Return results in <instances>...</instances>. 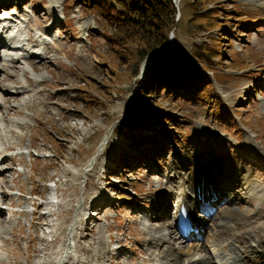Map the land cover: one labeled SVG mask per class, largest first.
<instances>
[{"label":"rangeland","instance_id":"1","mask_svg":"<svg viewBox=\"0 0 264 264\" xmlns=\"http://www.w3.org/2000/svg\"><path fill=\"white\" fill-rule=\"evenodd\" d=\"M12 2L6 12L20 11L26 45L36 44L42 56L28 54L13 63L0 62V79H8L4 82L39 78L8 103L0 104V118H7L1 148L6 154L17 148L29 151L28 157H21L23 167L16 165L18 157L11 158L17 170L5 169L0 174V201L10 203L12 209L20 205L19 209L27 210L8 215L13 228L2 238L0 248L7 258L1 264H55L76 217L79 223L72 244L77 258H68L66 264H93L102 238L108 241V251L100 250V264H115L116 255L130 257L131 264H143L146 226L164 224L173 237L170 226L177 207L173 201H165L172 196L168 190L175 181H169L171 171L195 160L209 170L211 162L223 168H247L252 183L259 187L257 197L260 195L248 198L237 192L236 184L228 183L230 187L224 190L233 200L223 195L218 205H214L217 201L209 204L215 206L211 209L213 222L205 224L206 208L199 210L197 217H203L204 229L195 235L205 249L220 250L206 239L212 237L211 224L223 218L226 206L243 213L259 209L252 221L264 219V0H201V4L176 0L175 18L180 14L182 18L175 33L169 34L165 60L173 65L176 56L185 57L202 76L182 86H160L157 97L148 104H139L134 92L155 61L151 55L138 66L132 58L126 63L120 60L110 42L121 32L109 26L89 0ZM213 7L215 11L209 13L218 15L217 21L198 16ZM225 21L228 24L221 25ZM36 29L44 33L41 39L37 40ZM221 37L225 39L213 47ZM210 46L220 55L203 56ZM34 63L39 66L36 71L31 69ZM8 107L18 108L20 113ZM139 110L148 121L133 116ZM105 166L109 180L103 181ZM49 179L57 181L60 203L53 216L55 225L48 228L54 239L47 243L41 239L48 221L36 213L30 215L28 194L31 191L37 196L36 208V203L47 200ZM93 204V212L105 210L90 227L82 217ZM7 214L1 210V217ZM119 224L125 228L123 237L121 231L118 234ZM190 235L182 239L183 252L190 246ZM116 244H120L118 253L113 251ZM201 259L204 264L209 257Z\"/></svg>","mask_w":264,"mask_h":264},{"label":"bare ground","instance_id":"2","mask_svg":"<svg viewBox=\"0 0 264 264\" xmlns=\"http://www.w3.org/2000/svg\"><path fill=\"white\" fill-rule=\"evenodd\" d=\"M12 1L15 0H0V62L3 57L2 62H8L7 59H10L9 61L13 63V61H18L20 58H24L28 54L35 58H41L42 51L40 52L39 49L35 48L36 44L29 47L26 45V42L28 44V39L22 27L23 24L21 21L22 17L20 11H11L10 13L6 12L7 8L10 6L8 4L13 3ZM41 34L44 33H41L39 30L36 31L37 40L41 39ZM2 66L3 64L1 63L0 67ZM31 69L36 71L39 69V66L36 63L31 64ZM23 70L26 71L25 68H23ZM7 75L10 74L6 73V76ZM3 80L8 81V79H0V104L1 101L3 104L8 103L11 98H14L15 94L21 90H25L28 86L37 83L39 78H34L33 80L27 79L26 82L15 79V84H10L9 82H4ZM8 108H10L15 114L20 113L18 108ZM5 121H7V118L3 115L0 118V136L3 135L2 127L4 126ZM42 124L43 123L41 122V125ZM8 146H10V144ZM102 146L103 145L100 144L99 153ZM257 151L259 150H256V152ZM11 155H13V153L6 154L5 149L0 146V174L4 172L5 166L11 164V162L7 161ZM6 156H9V158L5 160ZM187 160L193 161L191 157H188ZM201 167L203 169H201ZM207 167V165L204 166L195 160V162H190L188 164L183 163L179 166H175L173 171H171L173 176L171 175L172 177L169 181L170 183L173 181L171 179H175V181L174 185L170 184L168 187L172 196L170 200L166 199L165 201L167 203L168 201H173L172 203H174L176 207L178 206V209H176L173 214L174 223H171L170 226L173 237L171 238L169 236V233L166 231L167 226L164 224L158 228H152V225L149 224V226L145 227L144 224V230L147 232L144 241L148 245L146 244L147 247H145L146 257L143 259V261L145 260L143 264H203L201 263V257L205 255L208 257V254L211 259L209 260L211 264H264V219H259V222L252 221L255 215L258 214L259 209L252 210V212L248 213L244 212V214L241 210H237V207L224 206V211H226V213L223 215L222 219L217 220V224H211L214 232L211 238L206 239V242L210 243L213 249H215V245H217L220 247V250L217 252H211L208 249H205V246L203 247V243L199 240V236L196 237L193 232L190 235L191 238H189L190 246L188 245L189 247L185 248V252L181 250L183 247L181 244L182 235L179 232L178 221L180 217L179 208L181 206L184 208V213L187 219L191 221H193V219L195 220V222H192L190 226L200 229L204 227V220L202 219L203 217L200 220L199 217L196 218V213L199 212L201 208H206L208 206V202L211 200L212 203L213 201H217L214 205H218L220 201H223V195H226V197H230L231 199V194H227L224 190L227 186H229L228 183L230 186L232 183L236 184V188L239 190L237 192H239L240 195L245 193L247 194L246 197L255 199H258L260 196L259 195L257 197L259 187L254 186V183H252L247 168L241 166L237 168H223L222 166L216 165L214 162H211L210 170ZM103 174L104 173H102V175ZM223 181L225 183L223 185H219ZM197 185L199 186L198 188ZM174 188H176V191H174ZM177 190H179V192ZM190 193L191 195H189ZM262 206L264 207V202L262 203ZM214 207H212V209ZM1 210L2 209L0 208V213ZM161 211H166V209L162 208ZM211 214L212 212L210 210L208 216L207 214L206 217L204 216L205 224H208L212 220ZM0 221L2 222L0 224L1 246L3 240L2 238L5 237L4 233L6 231H12L13 227L11 226L12 221L5 220V217H1V215ZM168 225H170V223H168ZM245 226L248 228H245ZM74 228L75 222L71 221L67 231V239L65 240L62 251L59 253L60 255L56 258L55 264H66L68 258H77L72 244V241L74 240ZM152 230L154 231L152 232ZM188 230L189 227L186 228V231ZM99 241L100 244L96 247L97 255L93 264H100L99 253L101 249L108 251V241L103 238L102 240L99 239ZM173 243H176V245L174 246ZM6 256V252L2 251L0 248V264L2 259L3 261L6 260ZM119 258L120 260L123 259L120 255Z\"/></svg>","mask_w":264,"mask_h":264},{"label":"trees","instance_id":"3","mask_svg":"<svg viewBox=\"0 0 264 264\" xmlns=\"http://www.w3.org/2000/svg\"><path fill=\"white\" fill-rule=\"evenodd\" d=\"M89 1L97 12L105 18L109 26H113L121 32V35L111 41L110 45L114 47L116 55L124 63L132 58L131 60L135 61L136 66H138L153 52L162 53V57L155 61V65L149 69L148 77L136 85L134 93L139 104H148L151 98L157 97L160 86L167 88L171 83L182 86L191 83L193 78L202 76L196 65L185 57L176 56L177 61L173 65L165 60L168 51L164 48L168 45L169 34L172 31L175 33L176 24L182 18V14H180L177 20L175 19L178 10L173 0ZM192 3L201 4V0H195ZM215 7L204 10L198 16H207L213 21H217L219 16L210 14L215 11ZM227 24L228 22L225 21L221 25ZM225 37H228V34ZM225 37L219 38L213 47L220 44ZM213 47L205 48L203 56L209 54V59H212L220 55L217 49ZM133 116L139 117L137 118L138 121H148L147 115L140 110ZM154 117L157 118L158 114L154 113ZM141 139L144 140V138Z\"/></svg>","mask_w":264,"mask_h":264},{"label":"water","instance_id":"4","mask_svg":"<svg viewBox=\"0 0 264 264\" xmlns=\"http://www.w3.org/2000/svg\"><path fill=\"white\" fill-rule=\"evenodd\" d=\"M159 58H161V53L153 52V53L151 54V60H152V61H156V60H158Z\"/></svg>","mask_w":264,"mask_h":264}]
</instances>
